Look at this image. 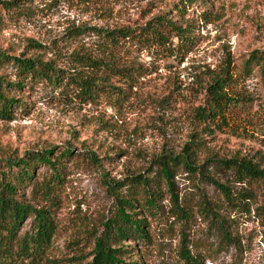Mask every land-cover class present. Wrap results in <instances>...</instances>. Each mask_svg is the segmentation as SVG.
<instances>
[{
	"label": "rangeland",
	"instance_id": "obj_1",
	"mask_svg": "<svg viewBox=\"0 0 264 264\" xmlns=\"http://www.w3.org/2000/svg\"><path fill=\"white\" fill-rule=\"evenodd\" d=\"M158 14L183 28L184 52L173 31L163 44L145 45L109 44L96 31L136 27ZM254 48L264 49V0H17V7H0V50L50 60L63 76L57 85L23 77L21 88L7 87L22 104L0 118V159L71 149L53 189L50 243L40 258L17 264H88L93 239L115 207L111 190L130 192L138 201L135 216L145 221L148 240L126 241L120 256L126 261L182 264L188 252L198 264H264V177L240 176L223 161H248L264 172V81L244 66ZM78 56L110 66L82 65ZM76 71L104 87L82 100L78 87L65 84ZM0 73L9 82L22 77L11 61ZM215 77L227 98L221 115L204 116ZM185 145L197 167L172 166L177 214L161 180L149 211L139 209L145 195L139 185H109L138 173L150 177L158 161L183 154ZM49 175L37 165L18 192L43 204L31 186Z\"/></svg>",
	"mask_w": 264,
	"mask_h": 264
},
{
	"label": "trees",
	"instance_id": "obj_2",
	"mask_svg": "<svg viewBox=\"0 0 264 264\" xmlns=\"http://www.w3.org/2000/svg\"><path fill=\"white\" fill-rule=\"evenodd\" d=\"M2 9L17 7V0L0 1ZM101 34L102 39L109 44H115L118 39H131L140 44H163L166 40V34L173 31L176 36L177 44L180 42V51H185V45L188 40L181 26L176 25L173 20L163 14L151 16L144 24L136 27H120L110 30L96 29ZM32 46H40L39 43L29 42ZM178 48V47H177ZM182 57V56H181ZM78 59H84L82 65L110 66L99 63L97 60H89L83 56ZM11 61L15 66L17 73L22 77L20 80L9 82L0 73V118L9 117L11 108L15 105L22 104L17 96H12L7 87L21 88L23 85L22 78L44 79L57 85L61 83L62 75L59 69L50 60H41L37 57L24 56L21 53L9 55L4 50H0V66ZM246 68H256L260 78L264 81V49L254 48L250 50L244 60ZM110 68V67H109ZM117 68L107 69L113 73ZM229 78V75H223ZM221 76V77H223ZM65 84H71L78 87L77 96L82 100L89 99L95 92V88H102L104 84H99L95 79L86 74L76 71L73 74H67ZM208 107L206 110L201 109V114L217 116L221 115L220 106L226 101V94L220 77H215L207 87ZM53 148L42 150L25 151L22 156L2 157L0 159V264H17L24 259L34 261L41 257L44 250L50 243L54 231V222L50 211V206L56 203L53 195V189L60 182L59 169L62 167V159L66 158L71 149L66 146L57 152ZM183 154L167 155L163 161H158V169L153 175L143 176L138 173L132 175L127 182L114 180L109 185L119 187L140 186L145 190V195L140 204L141 210L149 211L155 207V195L158 191L154 187L158 181H163L166 190L173 201L175 208L173 214L182 211L176 203V194L173 190L172 166L181 164L188 172H195L196 165L192 163L191 156L193 150L183 147ZM95 160L96 157L90 158ZM230 162L232 167L236 168L240 176L246 174L260 175L264 177L261 169H256L250 162L243 160H223ZM37 165L45 166L50 175L48 178H42L40 181H34L31 186V194L36 196L43 204L34 206L24 200L18 190L33 178V171ZM201 174L200 170H197ZM215 184L221 191H227L226 187ZM109 188V187H108ZM114 200V210L111 216L107 217L101 224V231L94 237L91 249V258L88 264H138L135 260H124L120 256L127 252L126 241L128 240H148L145 230V221L137 217L135 205L138 201L131 193L122 196L116 190H111ZM46 204V206H45ZM26 217H30L29 227L22 233H18L19 226ZM182 264H198L197 260L188 252L182 255Z\"/></svg>",
	"mask_w": 264,
	"mask_h": 264
}]
</instances>
